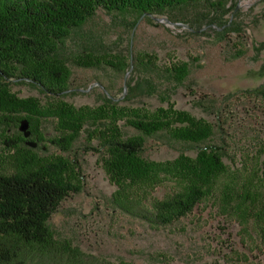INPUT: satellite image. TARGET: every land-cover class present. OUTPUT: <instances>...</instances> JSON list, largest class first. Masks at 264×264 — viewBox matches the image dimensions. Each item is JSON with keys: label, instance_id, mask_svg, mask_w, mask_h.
Returning <instances> with one entry per match:
<instances>
[{"label": "rangeland", "instance_id": "rangeland-1", "mask_svg": "<svg viewBox=\"0 0 264 264\" xmlns=\"http://www.w3.org/2000/svg\"><path fill=\"white\" fill-rule=\"evenodd\" d=\"M222 1L230 9L221 19L236 26L229 30L218 29L207 19L191 25L190 20L170 22L160 14L139 16L131 24V13L98 7L65 40L67 58L88 45L100 62L92 66L68 62L71 73L62 100L91 107L106 92L118 104L153 110L165 106L162 96H169L174 107L213 124L209 141L223 147L225 170L211 194L171 223L150 224L112 208L108 199L115 186L97 161L98 151L85 147V132L81 130L66 150L58 149L48 140L57 133L55 117L46 114L51 97L25 81L9 83L10 92L35 97L40 109L33 123L41 137L26 145L40 156L57 153L75 160L79 189L58 202L48 223L57 238L68 239L89 255L80 264H264V213H258L264 206V0ZM192 12L187 10L189 19ZM135 54H146L159 66L148 74L157 90L126 97V80L143 73L115 69L105 61L119 55L131 60ZM181 60L189 61V73L174 85L161 69ZM24 112L0 115V169L9 167L14 153L5 140L25 138L28 122L20 128ZM118 123L123 134L135 132L123 120ZM196 151L194 142L165 132L148 137L141 153L159 162L160 181L152 195L175 190L180 175L173 160ZM242 205L254 208L247 221L237 212Z\"/></svg>", "mask_w": 264, "mask_h": 264}, {"label": "trees", "instance_id": "trees-1", "mask_svg": "<svg viewBox=\"0 0 264 264\" xmlns=\"http://www.w3.org/2000/svg\"><path fill=\"white\" fill-rule=\"evenodd\" d=\"M98 7L107 12L131 13V24L139 16L160 14L172 22L190 20L193 25L207 19L218 29L236 27L229 19H221L230 9L222 0H0V115L5 118L22 110L25 112L20 118L28 122L25 138L5 140L7 146L14 147V153L9 167L0 169V264H80L81 260L87 261L83 256L89 257L68 239L57 238L48 223L58 202L79 189L75 160L57 153L40 156L26 145L41 137L33 123L40 109L35 97H17L9 91L12 80L35 85L51 97L46 114L55 117L57 133L48 140L58 149L66 150L81 130L85 132V147L98 151L97 161L115 186L108 199L112 208L150 224L171 223L211 194L217 177L225 170L223 147L209 141L213 124L174 107L169 96H162L165 106L153 110L118 104L106 92L91 107H76L60 98L68 89V62L84 66L100 62L88 45L71 58L64 53L66 38ZM189 9H193L190 19ZM105 63L115 69L143 73L126 80V97L157 90L148 74L159 66L146 54H135L131 60L119 55ZM189 69V61L181 60L170 62L161 71L177 85L184 81ZM119 120L135 132L123 134ZM159 132L194 142L197 151L194 156L180 153L173 160L180 175L179 186L155 197L152 192L160 181L159 162L141 152L146 139ZM30 134L34 139H27ZM260 207L258 213H264V206ZM252 210L253 206H237L244 221Z\"/></svg>", "mask_w": 264, "mask_h": 264}, {"label": "water", "instance_id": "water-1", "mask_svg": "<svg viewBox=\"0 0 264 264\" xmlns=\"http://www.w3.org/2000/svg\"><path fill=\"white\" fill-rule=\"evenodd\" d=\"M170 22H172V21H170ZM22 120L24 121V122H21V126H20V128H23V123H26L27 124V121L24 119V118H22ZM25 125V124H24ZM26 134H28V130H27V132L25 133V135Z\"/></svg>", "mask_w": 264, "mask_h": 264}]
</instances>
